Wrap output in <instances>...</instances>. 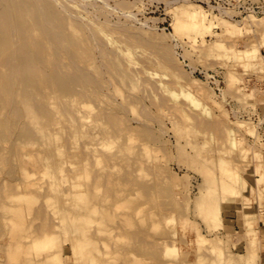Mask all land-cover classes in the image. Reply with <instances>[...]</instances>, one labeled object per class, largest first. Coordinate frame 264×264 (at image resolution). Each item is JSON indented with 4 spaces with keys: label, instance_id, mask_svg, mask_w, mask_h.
Wrapping results in <instances>:
<instances>
[{
    "label": "rangeland",
    "instance_id": "374dc122",
    "mask_svg": "<svg viewBox=\"0 0 264 264\" xmlns=\"http://www.w3.org/2000/svg\"><path fill=\"white\" fill-rule=\"evenodd\" d=\"M0 264H264V0H0Z\"/></svg>",
    "mask_w": 264,
    "mask_h": 264
},
{
    "label": "bare ground",
    "instance_id": "6f19581e",
    "mask_svg": "<svg viewBox=\"0 0 264 264\" xmlns=\"http://www.w3.org/2000/svg\"><path fill=\"white\" fill-rule=\"evenodd\" d=\"M199 14L201 15V12H200ZM202 15H203V14H202ZM202 15H201V16H202ZM194 16H195V15H194ZM197 16H198V15H197ZM192 17H193V16H192ZM204 17H205V15H204ZM199 18H200V17H199ZM202 18H203V16H202ZM195 19H196V18H195ZM204 19H205V18H204ZM204 19H203V20H204ZM196 20H197V19H196ZM205 20H206V19H205ZM197 22H198V21H197ZM203 24H204V22H203Z\"/></svg>",
    "mask_w": 264,
    "mask_h": 264
}]
</instances>
